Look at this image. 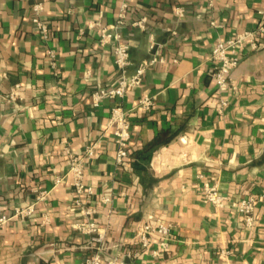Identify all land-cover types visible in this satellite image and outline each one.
Instances as JSON below:
<instances>
[{"label": "crops", "instance_id": "obj_1", "mask_svg": "<svg viewBox=\"0 0 264 264\" xmlns=\"http://www.w3.org/2000/svg\"><path fill=\"white\" fill-rule=\"evenodd\" d=\"M38 1L48 38L32 20ZM124 4L129 23L147 17L145 29H123L129 73L157 61L125 96L95 104L94 90L120 78L100 31ZM262 7L264 0H0V218L8 216L0 264H81L95 252L125 264H264V199L251 226L236 204L264 190V34L230 73L235 90L216 88L211 60L218 40L257 27ZM145 96L155 98L151 109L138 105ZM116 103L132 121L122 164L109 128ZM66 143L79 156L97 143L84 162L90 194L76 192ZM214 177L230 197L221 208L203 198ZM31 205L32 213H15ZM150 214L171 226L168 246L159 234L142 245ZM88 222L101 241L80 228Z\"/></svg>", "mask_w": 264, "mask_h": 264}, {"label": "built area", "instance_id": "obj_2", "mask_svg": "<svg viewBox=\"0 0 264 264\" xmlns=\"http://www.w3.org/2000/svg\"><path fill=\"white\" fill-rule=\"evenodd\" d=\"M44 9L45 7L43 2L38 1L34 3L32 6V20L37 25L42 36L44 38H48L50 28L48 23L44 21L42 17ZM126 11L127 5L124 4V7L119 12L115 22L108 26H102L101 28L100 42L102 44H111L113 46L115 63L119 70L120 78L117 86L115 87H98L94 90L93 99L95 104H99L100 101L106 97L116 98L125 96L131 88L137 87L142 83L146 69L157 61L156 57L150 60H144L138 65L135 73H129L128 67L131 64V52L130 45L122 40L123 29L129 24L145 29L147 17L144 16L139 19H134L129 23ZM258 12L261 16V20L256 28L245 29L238 32L234 36L218 40L212 49V76L214 78L216 88L220 92L236 89V82L230 77V73L239 65L244 52L248 48L255 50L259 46L260 36L264 34V7L260 8ZM176 13L180 17L184 16V7L177 6ZM48 54L50 55L52 65L56 66L57 59L54 49H49ZM1 75L2 74L0 73V76ZM18 97H20L19 85L15 86L9 94V98L12 100ZM228 103V98L223 97L218 108L221 110L227 106ZM138 105L151 109L155 105V98L154 96H145L140 98ZM109 128L111 129V133L117 146L116 161L118 164H122L128 156V147L132 137L130 109H127L121 103L114 104L110 112ZM96 147L97 143L92 144L87 148L85 156H79L67 143L65 144V150L70 162L69 173L73 177L72 183L78 194H90L93 192L92 187L85 184L84 162L86 157L94 155ZM203 198L206 203L219 208L225 206V204L230 200L229 195L219 189L218 180L215 177L211 180L204 181ZM262 199H264V190L259 193H250L236 203L240 212L244 216V222L247 226H251L254 223L256 206ZM33 211L34 206L31 205L26 208H17L15 213L17 215H27ZM7 220L8 216L3 215L0 218V227ZM80 228L89 232H95L96 235L93 236V240L101 241L103 239V233L94 222L80 224ZM156 234L164 237L161 245L168 246L167 238L171 234V226L162 221L160 218H155L153 214H150L147 222L140 232L142 245L144 247H148L152 242L151 238ZM81 264H125V261L120 257L104 260L100 252H95L94 254L87 256Z\"/></svg>", "mask_w": 264, "mask_h": 264}]
</instances>
